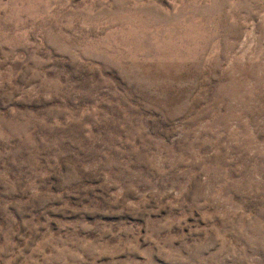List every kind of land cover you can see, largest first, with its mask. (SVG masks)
I'll return each instance as SVG.
<instances>
[{
    "label": "rangeland",
    "instance_id": "1",
    "mask_svg": "<svg viewBox=\"0 0 264 264\" xmlns=\"http://www.w3.org/2000/svg\"><path fill=\"white\" fill-rule=\"evenodd\" d=\"M0 264H264V0H0Z\"/></svg>",
    "mask_w": 264,
    "mask_h": 264
}]
</instances>
